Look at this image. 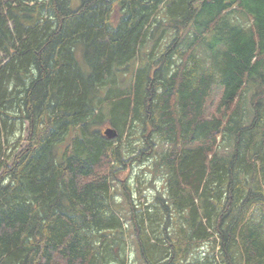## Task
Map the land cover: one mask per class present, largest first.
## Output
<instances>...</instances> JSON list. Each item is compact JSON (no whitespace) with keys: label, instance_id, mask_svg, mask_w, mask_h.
<instances>
[{"label":"trees","instance_id":"trees-1","mask_svg":"<svg viewBox=\"0 0 264 264\" xmlns=\"http://www.w3.org/2000/svg\"><path fill=\"white\" fill-rule=\"evenodd\" d=\"M129 237L264 264V0H0V264H128Z\"/></svg>","mask_w":264,"mask_h":264},{"label":"rangeland","instance_id":"rangeland-1","mask_svg":"<svg viewBox=\"0 0 264 264\" xmlns=\"http://www.w3.org/2000/svg\"><path fill=\"white\" fill-rule=\"evenodd\" d=\"M107 128L110 129L109 127H107ZM18 142L21 146H25L24 139L18 140ZM140 169H141V166L132 167V170H130V173L128 175L129 176L128 179L131 181L133 188H135V197H134L135 203L136 204H143V206H144V204H150V201L153 199L155 190L147 188V189H143L142 193H139L140 192L139 188H137V186H138L137 176H139L141 174ZM122 177L123 176L120 175L118 178L122 179ZM146 180H148V176L145 177V175L143 174V176L140 178V181L146 182ZM116 185L119 186V184H116ZM156 187H158V185ZM117 205L119 206L120 204L117 203ZM146 206H148V205H146ZM126 251H127V255H128V264H141V262L139 261V259L136 256V248H135V244L133 242L132 237H129L127 239V250Z\"/></svg>","mask_w":264,"mask_h":264},{"label":"water","instance_id":"water-1","mask_svg":"<svg viewBox=\"0 0 264 264\" xmlns=\"http://www.w3.org/2000/svg\"><path fill=\"white\" fill-rule=\"evenodd\" d=\"M104 135L107 138H114L116 136V133L112 129H107L104 131Z\"/></svg>","mask_w":264,"mask_h":264},{"label":"bare ground","instance_id":"bare-ground-1","mask_svg":"<svg viewBox=\"0 0 264 264\" xmlns=\"http://www.w3.org/2000/svg\"><path fill=\"white\" fill-rule=\"evenodd\" d=\"M115 138V137H114ZM110 139V138H109Z\"/></svg>","mask_w":264,"mask_h":264}]
</instances>
